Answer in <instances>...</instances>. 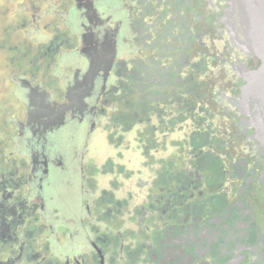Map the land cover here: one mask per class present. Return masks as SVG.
Wrapping results in <instances>:
<instances>
[{
    "label": "flooded vegetation",
    "instance_id": "af4514ba",
    "mask_svg": "<svg viewBox=\"0 0 264 264\" xmlns=\"http://www.w3.org/2000/svg\"><path fill=\"white\" fill-rule=\"evenodd\" d=\"M229 1L0 0V264H264V95L250 98L249 113L241 97L263 64L264 34L251 32L246 53ZM208 26L223 41L231 96L217 98L237 135L206 124L204 107L195 112L204 96L193 81L205 67L164 43L171 36L191 51ZM129 34L150 66L115 60ZM134 80L160 91L141 110L157 112L160 143L134 130L135 113L100 122L115 92L135 93ZM176 93L194 99L177 104L194 125L185 168L175 158L144 163L184 120L162 119ZM227 134L250 164L213 155L230 147Z\"/></svg>",
    "mask_w": 264,
    "mask_h": 264
},
{
    "label": "rangeland",
    "instance_id": "374dc122",
    "mask_svg": "<svg viewBox=\"0 0 264 264\" xmlns=\"http://www.w3.org/2000/svg\"><path fill=\"white\" fill-rule=\"evenodd\" d=\"M215 0H212V3H214ZM211 7V6H210ZM208 6V9H210ZM208 13V10H207ZM146 23H149L150 21L148 19L145 20ZM211 28L208 26V30H206L205 34L202 35L198 40L194 41L192 43V50L190 51H183L182 49L176 48L177 45L181 46L183 45V41H176L174 42L171 36H167L166 41H164L165 45H170L173 47L172 51H169V53L172 52L174 54V57H176L177 54L183 53L184 55L189 56V65L195 64L196 62H201V65L205 67V69H202V71L199 74H196L194 77L193 84L197 85V90L202 93L204 98L202 101L204 103H200L196 100V104H194L195 112L196 109L199 106H202L205 108V111L208 115H212L213 117L211 119H206V124L208 121H212L213 128H218V132H222L223 130H227L228 133L231 135L234 133L237 135L242 128L237 127L234 122H230V120L227 119L225 116V112L222 110V105L219 103V100L217 98L218 93L222 92L226 97H230L231 93L228 91L229 87L224 84L223 79L226 77L225 73L220 69L218 59L221 56L220 54H223V41H220L213 32H211ZM145 35V34H143ZM154 35V34H153ZM179 37H183L185 34H173ZM195 35V34H193ZM201 35V34H199ZM138 39V34H129L128 40H127V46L125 47H119L116 54V61L123 60L127 64V69L129 71L134 70L133 66L131 64L132 61H137L138 59L141 60L144 64L147 66H150L147 58L148 53L140 52L139 46L136 45V40ZM181 59V58H180ZM169 63V61H166ZM163 62V65H166L167 63ZM190 68H185L182 70L180 74L181 79L187 78L189 75ZM135 77V76H134ZM114 79L111 78L108 84H113ZM133 86L130 87L132 91L135 93L129 94V93H122L120 91L115 92L114 96L115 99L112 100L110 103L107 104V106L104 107V114L102 115L103 118L98 116V122L100 120L101 123H103L105 120H107V123L112 121L114 118H120V117H130L132 119L133 114H137L136 120L141 119V124L137 122L135 124V129H142L146 127L143 130L144 137L151 136L152 140L154 139L156 142L160 143L163 139V133L161 132V127L159 123V117L157 116V112L154 111L153 113H143L141 114V110L144 109L145 105L154 106V103H145L144 99L146 98V95H149L152 93L153 97H156V95L160 94V91H156L154 86H149L147 90H140L141 83L134 80ZM192 84V85H193ZM191 86V85H190ZM165 94H169L172 92L171 87H167L163 91ZM215 92H217L216 95ZM180 98L179 103L175 102L176 98ZM107 99H109L107 97ZM172 105L171 107H168L166 105V108H163L161 105L160 108H162L165 112V114L162 115V119L165 122H168L171 117L172 118H179L184 117L182 121H176L174 122V132L172 135H170L169 140V146H166L164 149H161L159 154L156 155L154 153H149L146 151V154L144 155V163L145 161H161L166 160V158H175V160L178 163H181V166L185 168V162L188 159V153L191 150L189 147V135L193 131L192 127H194L193 122L189 120L188 116V108L189 106H186L185 109L179 111L177 110V104H183L184 102L193 101V97L191 95H183L176 93L175 96L172 97ZM224 103V101H223ZM188 104V103H187ZM223 105H227L224 103ZM155 107V106H154ZM168 107V108H167ZM146 119H148V122L145 124ZM129 121V120H128ZM122 126V122L120 124ZM181 127L178 129V127ZM149 128V129H148ZM119 131L120 128H117ZM148 129V130H146ZM131 136V135H130ZM148 138V137H147ZM227 138L229 142L231 141L230 147L224 148V150L220 152H212L213 155L218 156L221 158V161H225L228 159L231 163H236L239 160H244L248 164H250V150H248L247 146L243 143L241 139L237 140L235 138L231 139V136L227 134ZM224 139V138H222ZM146 140H144L143 144ZM141 143V142H139ZM209 151V150H208ZM147 156V157H145Z\"/></svg>",
    "mask_w": 264,
    "mask_h": 264
},
{
    "label": "water",
    "instance_id": "95a60500",
    "mask_svg": "<svg viewBox=\"0 0 264 264\" xmlns=\"http://www.w3.org/2000/svg\"><path fill=\"white\" fill-rule=\"evenodd\" d=\"M226 19L234 21V16L239 17L242 29L247 33L248 43L241 46L245 52L250 54V34H264V0H230L228 2ZM263 64L258 72L247 75V85L243 87L241 97L243 110L250 112V98L262 97L264 95V84H257L256 81L263 80L264 76V54H261Z\"/></svg>",
    "mask_w": 264,
    "mask_h": 264
}]
</instances>
